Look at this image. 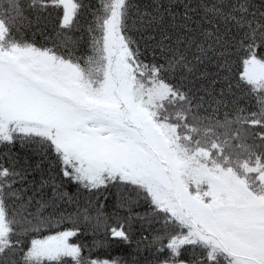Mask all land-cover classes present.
Listing matches in <instances>:
<instances>
[{"label": "snow or ice", "instance_id": "obj_1", "mask_svg": "<svg viewBox=\"0 0 264 264\" xmlns=\"http://www.w3.org/2000/svg\"><path fill=\"white\" fill-rule=\"evenodd\" d=\"M133 245L264 264V0H0V264Z\"/></svg>", "mask_w": 264, "mask_h": 264}, {"label": "trees", "instance_id": "obj_2", "mask_svg": "<svg viewBox=\"0 0 264 264\" xmlns=\"http://www.w3.org/2000/svg\"><path fill=\"white\" fill-rule=\"evenodd\" d=\"M34 39L38 43H44L42 37H40L39 35H37ZM17 151H19L23 155L24 152L27 150L20 149L19 147H17ZM105 196L108 197L107 200H105ZM113 200H114V195L112 193L102 192L99 195L98 203L106 205L108 209L110 210ZM47 234H48L47 232L43 233V235H47ZM145 235H147V233H145ZM87 240L91 241V236L87 237ZM133 249H134V245L133 247L118 246V247H113L107 254L102 253V255H110L113 258H123L125 260H128L130 264L133 258Z\"/></svg>", "mask_w": 264, "mask_h": 264}]
</instances>
